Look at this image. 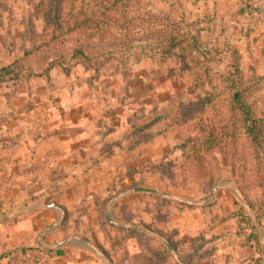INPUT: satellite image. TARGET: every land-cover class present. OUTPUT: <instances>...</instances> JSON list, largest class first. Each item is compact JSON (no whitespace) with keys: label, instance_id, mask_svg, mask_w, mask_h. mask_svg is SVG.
I'll list each match as a JSON object with an SVG mask.
<instances>
[{"label":"rangeland","instance_id":"rangeland-1","mask_svg":"<svg viewBox=\"0 0 264 264\" xmlns=\"http://www.w3.org/2000/svg\"><path fill=\"white\" fill-rule=\"evenodd\" d=\"M125 1L129 16L161 19L155 26L182 41L173 56L125 69L116 58L96 70L84 59V32L51 34L60 13L74 6V15L78 2L0 0V70L20 71L0 83V125L19 124L37 144L64 127L85 128L84 174L101 178L105 189L93 199L101 213L84 215L81 226L63 219L55 239H86L104 264H264V147L256 161L232 104L235 92L243 94L264 123V23L212 0ZM100 3L103 12L108 4ZM107 17L90 32L99 39L87 58L122 41ZM146 24L142 40L160 36ZM222 126L228 135L214 134L221 140L215 151L182 155L189 136ZM17 216L0 215L6 264L20 263L19 238L10 239Z\"/></svg>","mask_w":264,"mask_h":264},{"label":"crops","instance_id":"crops-1","mask_svg":"<svg viewBox=\"0 0 264 264\" xmlns=\"http://www.w3.org/2000/svg\"><path fill=\"white\" fill-rule=\"evenodd\" d=\"M212 2L218 8L235 6L242 19L264 17V0ZM19 126L0 125V215L5 210L22 215L14 218L18 224L15 226L17 237L10 238L12 242L19 238L14 243L19 248L16 253L19 264H101L95 253L97 248L86 239L78 236L55 239L60 211L66 223L75 220L81 226L88 221L84 215H92L93 220L101 213L93 199L106 196L102 179L95 178L91 171L84 174L88 161L80 150L84 151L85 128L64 127L62 132L37 144L30 142ZM53 138L56 143H52ZM5 243L6 239L0 238V264H6V255L1 253L3 246H9Z\"/></svg>","mask_w":264,"mask_h":264},{"label":"trees","instance_id":"trees-1","mask_svg":"<svg viewBox=\"0 0 264 264\" xmlns=\"http://www.w3.org/2000/svg\"><path fill=\"white\" fill-rule=\"evenodd\" d=\"M75 2H78L76 6L78 10L72 15L71 12L74 10L72 4ZM59 4L61 7L70 4L72 9L68 11L69 14L60 13V19H58L59 25L56 24L57 27L55 26V29L51 28V34L56 35L59 33L56 37L54 36L55 39H58L60 38L59 35L64 34L68 36L74 30L79 31L80 33L84 32V59L87 60L89 65H91V68L96 70H100L102 67L106 66V62L116 58L118 59V64L116 63V65L122 69L132 65H138L148 56H161L162 59H167L173 56L175 48L182 43L174 33L167 34L165 31L160 30L155 26L157 22H162L161 19L156 17L150 18L139 13H134L129 16L128 13L121 10L123 8L126 9V4L128 3H126L125 0H106L105 4H108V7L106 9L103 8L105 9L103 12L101 11L100 0H93L91 2H87V0H59ZM46 9L49 10L50 8L48 7ZM49 12L50 11L44 16L48 25H50L48 21L53 20L51 19ZM104 16H108V22L111 25L113 24V28L122 31V41L118 44L113 43L112 47L106 52L96 53L94 58H87L85 51L90 48L89 44L98 41L99 39L96 33L91 35L90 32H96L97 28L100 27L101 20L103 23ZM72 20L73 24L71 25L70 21ZM252 20L262 21L264 23V17ZM148 22L154 23V29L160 30L157 32L160 36H152L150 37V40H142L144 38L143 30L150 33V29L148 30L147 28H144L146 23V25L149 24ZM133 24L138 25L134 27V30L136 29L137 32L132 35ZM42 46L43 44L39 47L41 48ZM80 54L82 56V53ZM106 54L109 58L105 56ZM16 68V66L12 65L0 70V83L4 79L10 81L18 78L20 71L15 73L14 70ZM241 93H243V91H241ZM242 95L243 94H240L239 92H235L232 97V104L241 114L242 135L250 141L251 147L257 151L254 153V158H256L255 160L257 161V153L259 149L264 147V123L261 121L260 117L251 110L249 105L243 103L244 99ZM228 130L227 127L222 126L217 130L210 129L209 132H207L208 135H205V137L189 136L186 142L180 146L183 150L182 155H187L190 151L195 153H200L201 150L203 152L215 151L214 149L216 145L219 144L221 140L214 134L225 136L228 135ZM140 131H143V129L140 128ZM224 146H226V144ZM178 263L179 261L176 262V264Z\"/></svg>","mask_w":264,"mask_h":264},{"label":"water","instance_id":"water-1","mask_svg":"<svg viewBox=\"0 0 264 264\" xmlns=\"http://www.w3.org/2000/svg\"><path fill=\"white\" fill-rule=\"evenodd\" d=\"M45 208H47V209H56L54 206H45ZM58 211H60L59 209H57ZM60 213H61V221L63 220V218H64V215L62 214V212L60 211ZM114 225L116 226V227H121V228H125L126 226H121V225H118V224H116V223H114Z\"/></svg>","mask_w":264,"mask_h":264}]
</instances>
